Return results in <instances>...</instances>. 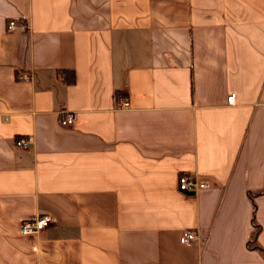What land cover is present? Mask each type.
Segmentation results:
<instances>
[{"label":"crops","instance_id":"obj_1","mask_svg":"<svg viewBox=\"0 0 264 264\" xmlns=\"http://www.w3.org/2000/svg\"><path fill=\"white\" fill-rule=\"evenodd\" d=\"M0 264H264V0H0Z\"/></svg>","mask_w":264,"mask_h":264},{"label":"built area","instance_id":"obj_2","mask_svg":"<svg viewBox=\"0 0 264 264\" xmlns=\"http://www.w3.org/2000/svg\"><path fill=\"white\" fill-rule=\"evenodd\" d=\"M7 28L13 30L14 28H16V24L13 21H10L7 24ZM19 79L25 80L26 76L21 75L19 76ZM234 98H235L234 94L229 95L227 98V102L233 103ZM121 104L124 105L125 104L124 101H122ZM73 120H74V114L68 113L59 119V124L61 126H70L73 123ZM15 145L25 149L27 147V142L23 138H17L15 140ZM204 186H205L204 181H200L187 174H180L177 178V187L180 191L195 192L198 189L203 188ZM50 223H52V219L49 216L41 215L34 218L33 220L22 221L18 227V231L21 234L37 233L41 229L48 226ZM195 239H196L195 233L188 229L182 230L178 238L179 242L182 244H189L193 242Z\"/></svg>","mask_w":264,"mask_h":264}]
</instances>
